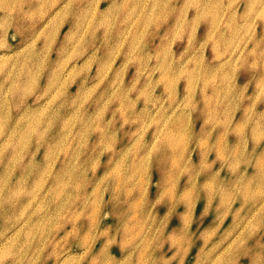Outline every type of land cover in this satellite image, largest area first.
Segmentation results:
<instances>
[{
  "label": "rangeland",
  "instance_id": "rangeland-1",
  "mask_svg": "<svg viewBox=\"0 0 264 264\" xmlns=\"http://www.w3.org/2000/svg\"><path fill=\"white\" fill-rule=\"evenodd\" d=\"M261 18H264V0H0V147L8 140L10 129L22 126L20 118L34 111L37 115L41 114V121L51 124L57 140L60 137L56 129L63 122L68 123L67 131L71 130V134L65 137L64 143L70 147L68 157L71 156L72 165L84 157L81 152L82 143H89V138H92L91 135L84 136L83 139L79 138L74 142L73 130L78 125L96 124L99 119L96 117L103 109H106L105 117L112 118L113 124L120 125L121 130L126 133L132 126L123 123L119 116L121 107L122 113H127L128 116L140 115L143 108L145 114L143 130L140 133L138 131L143 139L155 129L152 119L165 122L190 113L189 116L193 117V120L188 122L187 126H190L193 135L189 136L187 142L189 146L184 158L195 159L198 154L196 146L198 139L205 141L208 139L210 143L213 141L204 163L199 162L195 168L201 171L209 168V171L214 172L217 176L215 178L217 188L230 194L232 198L230 206L223 208L216 195L208 208L204 212H199L205 223L212 217H216L217 220L210 227V233L206 235L208 239L199 240L191 246L183 264H194L198 253L200 256L203 251L211 252L209 249L212 248L215 250V260L203 259L200 264H264V94H262L264 19ZM108 59L107 64L105 61ZM192 67H198L199 71L205 69L206 76L211 77L208 78L210 82L202 86L197 84L199 77L195 76L198 86L195 94L205 96L208 105L210 102L211 105L216 103L215 106L220 107L221 114L225 111V115L229 114L228 121L225 120L227 126L224 130L219 131L215 126L217 120L224 119L223 116L210 124L204 123L213 112L206 109L208 107L205 108L206 104L204 107L203 105L195 107L191 104L188 105L190 108L185 104L184 99L190 94V90L187 83L189 78H186L184 72ZM236 72H239L238 75ZM81 91L82 94L78 96ZM101 94L103 100L98 99ZM75 97L77 102H74ZM246 108L249 112H246ZM160 112L166 113L165 120ZM10 120L15 121L8 124L7 121ZM108 121L106 128L110 125V119ZM240 122H243L242 125ZM206 130L207 135H197L198 132L203 133ZM194 136L197 140L193 139ZM158 138L157 135L155 140L153 139V145L158 143ZM215 141L219 147L214 144ZM134 143L129 141L128 147H134ZM43 150L42 148L41 151ZM95 152L90 150L93 154L92 164L100 175L105 171L104 164L101 157L94 154ZM4 155L5 151H1L0 148V159ZM63 156L64 149L55 155L58 159ZM21 157L23 161L28 159L23 153ZM120 159L122 164L120 163L118 170L124 175L127 170L129 171L126 164L128 161L125 156ZM58 164L59 161H55L53 166L48 168L49 174L48 171L43 174L45 177L43 184L40 183L31 190L29 187L24 188L28 195L33 196L27 205L25 204L20 220H27L30 223L36 221V226L33 231L27 230V227L23 229L24 232H29V236L26 238L27 242L23 241L24 238L19 240L22 245L18 244L17 248L8 245L23 231L8 238L0 235V259L4 254L2 248L4 251H10L8 260L12 263L16 258V264L26 262L28 258H32L33 264L42 261L54 263L55 260L58 264H90V258L95 257L92 252L99 243L91 245V242L90 246L82 244L84 241L79 239L80 235H76L75 230L70 236L72 240L59 237L57 250L51 251L48 257L44 255L47 244L54 240L53 237L58 236L57 231L64 220L72 214L77 216L76 224L84 219V211H77V208H74L71 214L58 213L56 219L47 221V224L42 223L49 214H54L61 201L56 193L53 194L50 177L58 171ZM85 169L89 170V167L85 165ZM36 172L37 169L34 168L29 173L32 180ZM241 173L245 176L243 177ZM16 175V168H11L7 173V179ZM108 175L109 173L105 176ZM236 175L239 178L235 177ZM96 177L98 180L93 181L94 187L98 184L106 186V183H99L100 176ZM147 179L143 197L134 201L131 209L136 208H133L134 204L139 203L138 206H141L142 203H146L142 204L146 219L137 232L140 237L137 239L141 241L143 238V243L146 244V246L143 244V264H158L156 262L158 247L155 245L159 240V227L165 224L171 215L159 213L166 208L165 203L158 198L161 182L159 176L153 174ZM69 195L74 196L75 193ZM20 197L24 198V195ZM140 212L139 210L136 213ZM104 215L101 212L98 218L104 217L102 221L107 220L108 213ZM11 220V217L4 216L2 221L8 225ZM4 233H11V228H6ZM257 242L258 245L253 246ZM106 244L110 248L109 255L112 254L113 264H122L137 250L121 249L120 241L106 239ZM181 254L185 255V252ZM65 255L67 256L64 258ZM175 257L174 253L166 251L161 258L165 263H173Z\"/></svg>",
  "mask_w": 264,
  "mask_h": 264
},
{
  "label": "bare ground",
  "instance_id": "bare-ground-1",
  "mask_svg": "<svg viewBox=\"0 0 264 264\" xmlns=\"http://www.w3.org/2000/svg\"><path fill=\"white\" fill-rule=\"evenodd\" d=\"M251 2H254V1H251ZM256 2H258V1H256ZM256 12H254V13H256ZM262 13H263V11H262ZM195 21H196V19H195ZM180 34H182V33L180 32ZM216 40H218V39H216ZM214 42H216V41H214ZM212 47H214V46H212ZM216 47H218V44ZM242 47H243V45H242ZM245 47H247V46H245ZM253 48H250V49H253ZM221 49H222V46H221ZM221 49H219V50H221ZM250 49H248V50H250ZM235 52L233 54H235ZM255 53H254V56H255ZM229 54H231V53L229 52ZM140 55L142 56V54H140ZM252 57H250V58L252 59ZM105 62L108 64L109 59L106 60ZM138 63H139V61H138ZM214 63H213V65H214ZM252 65L254 66V63ZM198 66H200V65H198ZM260 68H261V66H260ZM213 70H214V68H213ZM120 71H123V70H120ZM200 71H201V69H200ZM200 71H199L198 67H192V68H187V70L184 72L185 74L182 73L186 76V78H189V82H187V81L186 82L189 83L188 88L190 90V94L187 95V97H185V99H184L185 104H187V106L193 104L195 107L198 105H203V107H204V105L206 104L205 108L208 107L206 109L213 110V112L212 113L208 112V113H211V116L207 117L206 120L204 121V123L210 124L212 121H216L217 119H219V117L223 116L224 119L217 120L218 124L216 123L215 126H217L219 131L224 130L227 126L226 121H228L227 117L229 114L225 115L226 111L224 114H221L220 107L215 106L216 101H214V103H215L214 105H211V102H210V105H208L207 98L205 96H196V94H195L196 89L198 87L197 84L204 86L207 82L208 83L210 82V81H208V78H211L210 76L209 77L206 76V73H205L206 70L205 69L202 70L201 72ZM253 72H254V70H253ZM238 73L236 72L237 75H238ZM117 74H118V72L116 73V75ZM223 74H225V73H223ZM256 74H259V73H256ZM227 75H228V73H227ZM135 76H136V74H135ZM195 76L199 77V81L197 84H196ZM224 77H225V75H224ZM119 78H121V77L119 76ZM254 79H255V77H254ZM219 80H221V78ZM215 82H212V83L216 84ZM163 83H166V82H163ZM257 84L260 85L259 83H257ZM222 86H223V84H222ZM237 86H239V85H237ZM122 89H120V90H122ZM167 89H168V87H167ZM202 89H204V88H202ZM26 90H27V88H26ZM26 90H25V92H26ZM205 90H206V88H205ZM23 91H24V89H23ZM212 91H213V89H212ZM136 92H139V91H136ZM143 92L142 93L140 92V94H143ZM78 93H76V94H78ZM164 93H166V92H164ZM178 93H179V91H178ZM80 94H82V91L78 94V96ZM247 94H250V93H247ZM247 94H246V96H247ZM262 94H264V93H262ZM144 95H147V94H144ZM144 95H143V97H144ZM230 96H232V95H230ZM243 96H245V95H243ZM98 99L103 100V94L99 95ZM234 101H235V99H234ZM239 101H241V100H239ZM74 102H77V97L74 98ZM231 103H233V102H231ZM174 104H175V102H174ZM125 106H127V105H125ZM222 106H223V104H222ZM188 107L190 108V106H188ZM103 108H105V107H103ZM261 108L263 109V107H261ZM105 110L106 109H103L99 113V115H97V113H98V110H97L96 115L98 117H96V118L97 119L99 118V119L97 120L98 122L96 124H93V125H86L85 124L84 125L81 122L83 125H78V127L73 130L72 135L74 137V140H73L74 142L76 140L78 141L79 138H82V137L84 138V136H90L91 135L92 138H89L90 139L89 143H86V142L82 143L81 152L83 153L84 157L79 162L74 163L72 165H70V162L73 160L71 159V156L68 157L69 153L71 152L70 147H68V145L64 143L65 137L67 135L71 134V130L67 131L68 123L63 122L60 125V127L58 129H56L57 135L60 137L57 140V139H55L54 131H52L53 128H51V124L45 123V121H41L40 120L41 114L37 115L36 112L30 111L27 114H24L20 118V120H22V126L20 128H18V129L12 128L9 130L8 140L6 142H4L0 147L1 151H5V155L2 156L0 159V231H1L0 235H2V236L4 235V237L8 238L11 235H13L14 233L22 232L25 227H27V230H29V231L34 230L33 228H35V226H36V224H35L36 221H32L30 223V221H27V220H25V221L20 220L22 217L21 216L22 212L25 209V204L27 205L30 198L33 196L32 194L28 195V192L26 193V191H24V188L29 187L28 189L31 190L33 187H37L40 183L43 184V182L45 180L44 179L45 177L43 176V174L45 175V172L48 171L49 167L53 166V163L55 161H59L58 171L55 172L54 174H51L50 177H52V187L51 188L53 190V194L56 193L60 197L61 201L58 204V206L56 207L54 214H52V215L49 214V217L42 223L45 224L47 221L56 219L58 213L60 214V213L66 212L68 214H71V213H73L74 208H77L76 209L77 211H80V210H81V212L84 211L83 212L84 213V219L80 223L76 224L75 220H76L77 216L76 215L74 216V214H72L67 218V220H64L63 225L57 231L58 236L53 237L54 240H51L47 244L48 246H47V249L44 253L45 257H48L49 255H51V251L57 250V247H58V244L60 241L59 237H63L66 240H72V237H70V236H71L72 231L75 230L77 232L76 235L77 234L80 235L79 239L84 241V243H82V244L89 245L92 242L91 243V245H92V244L99 243V246L98 247L95 246L96 249L93 250V252H92L95 257L90 258V260H91L90 264H113L112 263V256H111L112 254L109 255V251H110L109 249L110 248L106 244V239L114 240V242L120 241V248L121 249H128V248L137 249L135 251V253L131 254L125 262H122V264H143V244H145V243H143V238L141 241H138L137 238H140V237L137 235V232L142 228L143 220L146 219L145 218L146 216L143 212V210H145V208L143 209V205L146 203H142L143 205L141 204V206H138L139 203L134 204L133 208L136 207L134 209H131V206H132V203L134 201L139 200L140 198L143 197V189H145V187L147 186V182H148L147 177L149 178L150 175L152 176L153 174H156L159 176V179L161 181V182H159L158 198H160V200L163 203H165V205H166V208L162 211H159V213L162 212V214L166 213V214H168V216L171 215V218H169L165 224H163L159 227V232H158L159 240L157 239L158 242L155 245L158 247V254H157L156 262L158 264H183V263H185V256H187V254L189 253L191 246L199 240H201V241L207 240L208 238L206 235L210 233V227H212L213 224L217 220L216 217L215 218L212 217L211 219L206 220L207 222L205 223L202 219L203 217L200 215L201 213H199V212L200 211L204 212V210L206 208H208V206L212 203V201L214 200L213 198L216 195H218L217 196L218 202L223 206V208L227 207V205L230 206V200H231L230 198H232L230 194H226L224 191H221L220 188H217V186L215 185V182H216L215 178H217V176L214 175V172L209 171V168L206 171H201V170H198L195 168L196 164H198L199 162L202 163L204 161V158L206 157V155L209 153V151L211 149L210 144L213 141L210 143V141H207L208 139L206 141L202 140V139H198L199 142H197V145H196L198 148V154L196 155L194 160H192L193 158L188 160V158L187 159L184 158V155H185L184 153L187 151V147L189 146V145L187 146L189 136L193 135L192 134L193 131H191L190 126H187V125H189L188 122L190 123L193 120V117L189 116L190 113H186V114L176 116L174 119H170V120H167L165 122L159 121V119H152L151 121H153L155 123V129H153L154 131L149 132V134L143 139V137H141V135L138 134V131L140 133V131L143 130V123H144L143 120L145 119V116H144L145 114L143 112V108L141 109L140 115L139 114L134 115V116H137V117H134L131 115L128 116L127 113H122V107H121V110H120L121 113H119V116L121 117L123 123L127 124V125L129 124L132 126L130 131H127L126 133L121 130L120 125L113 124L112 118L105 117V112H106ZM94 111H96V110H94ZM247 111L248 110L246 108V112ZM227 113H231V112H227ZM75 114H76V112H75ZM93 114H95V113H93ZM165 114L166 113H164V112H160V115L163 116V119H164ZM91 115H92V113H91ZM90 117H92V116H90ZM111 117H112V115H111ZM88 118L89 117H87V119ZM251 118H252V116L250 117V119ZM108 119H110V125H109V128H106L107 127L106 122H109ZM231 119H233L232 116H231ZM20 120L18 121V123L20 122ZM105 120H107V121L105 122ZM257 120H259V118ZM14 121L10 120V121H7V123L13 124ZM242 123L240 122L241 125H242ZM258 124H256V126ZM261 126H263V125H261ZM258 130H259V128H258ZM190 131H191V133H190ZM194 134H196V133H194ZM204 134L207 135V130L204 131L203 133H201V132L197 133L198 136H201V135L204 136ZM261 134H262V131H261ZM157 135L159 137L157 139L158 141L156 140L158 143H155L153 145L152 143L155 140L154 138ZM254 135H255V133H254ZM196 136L193 137L194 140H197ZM244 137H246V136H244ZM247 139H249V138H247ZM259 139H261V138H259ZM214 140H215V138H214ZM241 140H242V138H241ZM129 141L132 143L135 142L134 147H132V148L128 147ZM62 142H63V145H61ZM234 143L236 144V142H234ZM214 144L217 145L216 141ZM222 147H224V146H222ZM42 148L44 149L43 151H41ZM234 148H235V146H234ZM63 149L65 151V156H63L60 159L55 157L56 153L58 151L63 150ZM192 149H193V147H192ZM238 149H239V147L237 148V150ZM90 150L96 151L94 154H97L98 157H101V161L104 164L103 165L104 170L107 172L102 171L100 175H99V173H97L98 170H96L95 166L92 164L93 154L90 153ZM217 151H219V150H217ZM22 153L24 155H27L28 159L26 161L22 160V157H21ZM40 153H41V155H40ZM217 155H219V154H217ZM222 155H220V156L222 157ZM37 156H38V158L36 159L35 157H37ZM122 156H125L126 160L128 161V162H126V164H127V169L129 168V171L127 170V173L124 175L121 172H119V170H118L120 167V163L122 164V161L120 159V157H122ZM238 158H239V156H238ZM240 158H242V156ZM224 161H225V159H224ZM128 164H129V167H128ZM85 165L89 167V170L85 169ZM230 165L232 166L233 164H230ZM198 167H199V165H198ZM11 168L12 169L16 168L17 175H16V177H13L11 179H7V173L9 172V170ZM34 168L37 169V172H36V175L34 176V178L32 180V177H30L29 173L31 171H33ZM260 168H262V167H260ZM244 169H245V167H244ZM244 169H243V171H244ZM217 171H218V168H217ZM227 171H228V169H227ZM107 173H109V175L105 176ZM48 174H49V171H48ZM96 176H100L99 177V183H106L105 185L107 187L101 186L100 184H98L97 187H94L93 181L97 178ZM242 176L244 177L245 175L242 174ZM235 177H237V175ZM237 178H239V177H237ZM96 180H98V179H96ZM219 180L221 181L223 179H219ZM235 183H236V180H235ZM114 184L116 186H114ZM237 187H238V185H237ZM112 190H114V191H112ZM108 192H109V196L107 197ZM112 192H113L114 196L111 195ZM69 193H72V194L75 193V195L71 196V195H69ZM20 195H24V198L20 197ZM77 196L79 198H77ZM117 198H118V200H117ZM262 200L263 199H261V201ZM129 208H130V211H129ZM219 208L221 210V207H219ZM139 210L141 212L139 214H137L136 212ZM253 211H255V210H253ZM101 212L103 215L105 213L106 214L108 213L109 218L105 221H102V219H104V217L98 218L101 215ZM128 212H129V214H128ZM217 214H218V211H217ZM196 215H198V216L196 217ZM4 216L11 217L12 220H11L10 224L8 223V225H6L2 221ZM191 217L192 218L194 217V218L192 219ZM223 217H224V215H223ZM8 227L11 228V233H9V234L4 233L6 228H8ZM93 235H94V237H93ZM28 236H29V232L23 231L19 235V237L13 239L12 242L8 246H10L11 248H17L18 244H21L19 242V240H22V238H24L23 241L27 242L26 238ZM126 236H128V237L126 238ZM127 239H129V240H127ZM258 242L254 243L253 246L258 245ZM131 246H133V247H131ZM145 246H146V244H145ZM214 246H216V245H214ZM90 249H91V247H90ZM2 250H3L4 254L2 255L1 259H3V260L5 259V261L0 259V264H6L9 261L8 258H9L10 251L9 250L4 251V248H2ZM209 250H212V251L211 252L205 251L206 253L203 251L200 256L198 253L196 259L194 260V264H200V262L203 259L208 260V261L215 260L214 259L215 250L213 248L209 249ZM166 251H168L170 253H174V256H176L173 259V261L171 260L173 263H167V262L165 263L162 261L161 257L165 254ZM183 252H185V255L181 254ZM199 252L201 253V251H199ZM66 256L67 255H65L64 258ZM107 256L110 257V259L107 258ZM15 259L16 258L13 259L12 263H10V261H9L8 264H16L17 260H15ZM218 259H220V257ZM243 261L246 262L245 260H243ZM22 264H33L32 258H28V260L26 262L25 261L22 262ZM39 264H58V263H57V260H55L54 263L52 261L47 262V263H44L42 261Z\"/></svg>",
  "mask_w": 264,
  "mask_h": 264
}]
</instances>
